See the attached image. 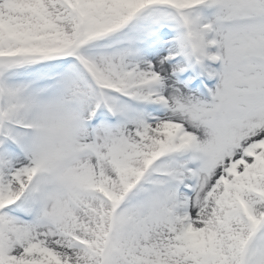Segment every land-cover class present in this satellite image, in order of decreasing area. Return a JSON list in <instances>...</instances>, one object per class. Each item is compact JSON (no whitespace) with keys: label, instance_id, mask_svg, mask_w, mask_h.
<instances>
[{"label":"snow or ice","instance_id":"snow-or-ice-1","mask_svg":"<svg viewBox=\"0 0 264 264\" xmlns=\"http://www.w3.org/2000/svg\"><path fill=\"white\" fill-rule=\"evenodd\" d=\"M0 264H264V0H0Z\"/></svg>","mask_w":264,"mask_h":264}]
</instances>
